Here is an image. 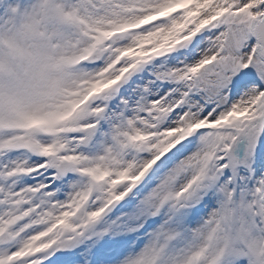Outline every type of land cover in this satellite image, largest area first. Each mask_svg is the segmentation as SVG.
<instances>
[{
    "label": "snow or ice",
    "instance_id": "snow-or-ice-1",
    "mask_svg": "<svg viewBox=\"0 0 264 264\" xmlns=\"http://www.w3.org/2000/svg\"><path fill=\"white\" fill-rule=\"evenodd\" d=\"M0 264H264V0H0Z\"/></svg>",
    "mask_w": 264,
    "mask_h": 264
}]
</instances>
